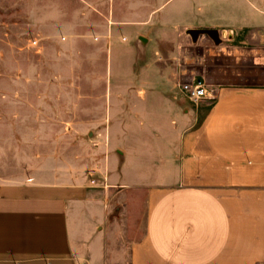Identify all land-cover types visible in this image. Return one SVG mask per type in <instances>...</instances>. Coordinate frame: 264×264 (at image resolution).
<instances>
[{"label": "crops", "instance_id": "0c3cea01", "mask_svg": "<svg viewBox=\"0 0 264 264\" xmlns=\"http://www.w3.org/2000/svg\"><path fill=\"white\" fill-rule=\"evenodd\" d=\"M176 1L153 12L163 36L155 47L142 25L129 36L147 57L169 55L151 63L160 77L187 72L214 97L185 120L172 184L147 190L145 230L124 264H264V79L254 82L264 75V0L171 9ZM90 182L0 184V264H113L104 196Z\"/></svg>", "mask_w": 264, "mask_h": 264}, {"label": "rangeland", "instance_id": "374dc122", "mask_svg": "<svg viewBox=\"0 0 264 264\" xmlns=\"http://www.w3.org/2000/svg\"><path fill=\"white\" fill-rule=\"evenodd\" d=\"M168 1L0 0V184L93 178L113 264L144 233L147 190L175 179L177 137L199 109L178 86L189 74L160 77L152 61L171 58L147 57L138 37L162 41L153 12Z\"/></svg>", "mask_w": 264, "mask_h": 264}, {"label": "built area", "instance_id": "2783aa9c", "mask_svg": "<svg viewBox=\"0 0 264 264\" xmlns=\"http://www.w3.org/2000/svg\"><path fill=\"white\" fill-rule=\"evenodd\" d=\"M180 90L195 104L200 103L206 98L214 97V93L212 90L208 89V86L205 82L200 80H190L187 82H180L178 84ZM94 171L91 172V176H93ZM91 183H94V179L92 178Z\"/></svg>", "mask_w": 264, "mask_h": 264}]
</instances>
